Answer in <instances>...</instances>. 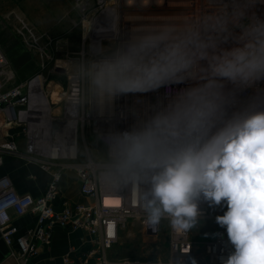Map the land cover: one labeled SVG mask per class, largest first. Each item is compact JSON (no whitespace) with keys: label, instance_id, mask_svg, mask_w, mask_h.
I'll return each mask as SVG.
<instances>
[{"label":"clouds","instance_id":"9594fccd","mask_svg":"<svg viewBox=\"0 0 264 264\" xmlns=\"http://www.w3.org/2000/svg\"><path fill=\"white\" fill-rule=\"evenodd\" d=\"M262 9L264 0H202L181 19L93 41L76 69L102 108L156 97L145 115L130 108L127 126L96 130V184L131 186L154 230L163 219L189 230L201 202L223 203L216 223L232 251L222 264H264ZM112 23L105 33L119 37Z\"/></svg>","mask_w":264,"mask_h":264},{"label":"built area","instance_id":"2783aa9c","mask_svg":"<svg viewBox=\"0 0 264 264\" xmlns=\"http://www.w3.org/2000/svg\"><path fill=\"white\" fill-rule=\"evenodd\" d=\"M79 19L75 27H81V47L79 54L68 57L63 63H57L56 71L68 77L66 91L62 98V117L69 119L68 109L74 107L77 112V126L73 131L72 142L74 153L69 156L51 157L53 159H70L75 163L62 164V168L52 174L51 181L45 193L39 197L31 194L16 192L9 177L0 176V235L3 241L13 247L10 256L18 264H28L29 260L38 255L42 246L50 245L51 232L56 226L70 227L91 235V246L86 254L77 262L65 256L66 264H222L232 251L228 241L226 229L216 223V217L227 210L223 205H210L203 201L200 204L202 216L198 222L213 221L217 224L211 239H196L198 222L189 230L182 231L172 227L167 219H163L155 230L146 222V215L136 201L135 192L129 187H121L114 191L100 188L92 173V161L102 149L98 142L96 130H107L112 125L121 128L131 122L128 114L134 108L141 115L152 111L156 104V97L146 98L128 95L119 98L114 104L102 108L92 97L86 83L77 75L76 69L84 59V53L93 41H103L108 44L123 39L130 28L137 25H156L170 20L139 21L135 17H180L194 14L200 10L202 0H71ZM264 10V9H262ZM106 18L112 20V26H120L119 37L105 33ZM174 21V20H171ZM73 62V70L69 69V62ZM8 58L0 49V110L6 116L13 114L11 108L26 106L31 103L29 92L22 93V88L30 85L25 81L22 85L3 88L8 80L6 67ZM59 65V66H58ZM10 77V76H9ZM164 89H160L163 94ZM0 148L16 152L15 141L7 140ZM34 152V151H33ZM35 153V152H34ZM84 160H80L81 156ZM80 160V161H79ZM74 166L80 179V192L90 199L88 203L70 204L64 201L60 209L53 205V201L61 194L62 170ZM47 167V165H45ZM117 201L110 203L108 199ZM32 212L37 216V224L25 235H18V227L14 218ZM140 222L142 232L149 237H158L165 225L168 227V253L166 261L142 262L129 259L111 260L108 251L119 241L122 230L129 221Z\"/></svg>","mask_w":264,"mask_h":264},{"label":"crops","instance_id":"0c3cea01","mask_svg":"<svg viewBox=\"0 0 264 264\" xmlns=\"http://www.w3.org/2000/svg\"><path fill=\"white\" fill-rule=\"evenodd\" d=\"M68 2L73 5L71 0H0V49L8 58L5 73L10 76L4 81L3 88L30 81L26 89L31 97L29 105L15 106V115L11 117L0 110V145L11 140L18 148L16 152L0 148V176L9 177L19 194L43 195L52 174L61 170L62 164L75 163L70 159H61L68 163L50 159L53 155L69 156L74 153L75 149L67 153L63 146L57 150L52 148L51 157L44 155L50 158L42 160L34 150L37 144L33 143L32 132L34 127L42 126L47 120L41 97L48 95L49 87L57 86L53 79L66 76L56 71L57 63L75 56L72 36H68L67 28L64 31L59 27L61 23L66 25L64 21L73 12L74 6L68 8ZM75 21L72 19L73 23ZM68 67L73 70L72 61ZM49 105L53 106V103ZM84 159L82 155L80 160ZM60 186L61 194L52 202L55 208L60 209L64 201L70 204L90 201L80 192V179L74 166L62 170ZM14 222L18 235H25L36 226L37 216L29 212L15 217ZM91 239L87 232L56 226L51 232L50 245L42 246L28 264H66L65 256L77 262L90 248ZM16 247V243L9 247L0 235V264H18L10 256L11 250Z\"/></svg>","mask_w":264,"mask_h":264},{"label":"rangeland","instance_id":"374dc122","mask_svg":"<svg viewBox=\"0 0 264 264\" xmlns=\"http://www.w3.org/2000/svg\"><path fill=\"white\" fill-rule=\"evenodd\" d=\"M71 2H68V8L72 9ZM72 19L78 20L79 14L75 11L73 7V12H71L69 18L64 21L66 25L59 26L60 29L64 28V31L68 30V36H72L73 39V49L74 52L79 54L81 47V27H75ZM74 68V67H73ZM58 79H53L54 83L57 84L53 87H49V93L47 96L41 97L43 100V114L46 116V122L42 123V126L33 128V143L37 144L34 150L38 153V157L42 160H48L46 156H50L52 152V138L59 140L62 144L63 149L68 152H72L75 148L71 143H67L66 137L68 133H65L70 128V120L74 117L73 107L70 106L68 109L69 119H60L62 116V104L61 101L64 96V91H66L68 77L60 76ZM56 86V89H55ZM64 88H63V87ZM55 89V90H53ZM52 90V91H51ZM22 93H26V87L22 88ZM48 97V98H47ZM49 101V102H48ZM53 103V106L49 105ZM45 119V118H44ZM53 129L58 132H62L64 135L56 136L53 135ZM53 135V136H52ZM66 136V137H65ZM46 155V156H44ZM51 160H55L50 158ZM60 161L68 163L65 160ZM74 162V161H73ZM198 230H196V239L206 240L211 239L214 236L217 224L213 221L198 222ZM169 256L168 253V227L162 230L158 237H149L145 235L141 230V223L129 221L127 226L122 230L119 241L114 245L112 249L108 251V257L111 260H121L129 259L131 261H142V262H156L158 259L166 261Z\"/></svg>","mask_w":264,"mask_h":264},{"label":"bare ground","instance_id":"6f19581e","mask_svg":"<svg viewBox=\"0 0 264 264\" xmlns=\"http://www.w3.org/2000/svg\"><path fill=\"white\" fill-rule=\"evenodd\" d=\"M133 19L134 20H139V21H154V20H170L171 21V20H178V19H181V18L180 17H175V16L163 17V18H161V17L140 16V17H135ZM146 26H151V25H149V24H141V25H137L135 27V29H140V28H143V27H146ZM72 113L74 114V119L70 120V123H69L70 124V128H69V130L67 132H65V133H68L67 134L68 137H66V136L65 137L67 138L66 142L67 143H71L73 145V147H74V143L72 142V135H73V131L75 130V128L77 126V112H76V109L74 107H73V112ZM54 134L56 136H60L63 133L62 132H58L57 130L53 129V135ZM52 148L57 150L59 148H62V144L59 143V140H56V139L52 138ZM52 155H53V153H52ZM54 157H62V156L61 155H57V156H54ZM108 201L110 203H112V202L117 201V200L113 199V198H110V199H108Z\"/></svg>","mask_w":264,"mask_h":264},{"label":"water","instance_id":"95a60500","mask_svg":"<svg viewBox=\"0 0 264 264\" xmlns=\"http://www.w3.org/2000/svg\"><path fill=\"white\" fill-rule=\"evenodd\" d=\"M11 110H12L13 114H15V108L12 107Z\"/></svg>","mask_w":264,"mask_h":264}]
</instances>
